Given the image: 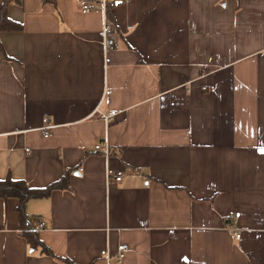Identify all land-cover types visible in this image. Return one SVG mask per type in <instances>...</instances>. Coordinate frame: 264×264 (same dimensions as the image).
I'll use <instances>...</instances> for the list:
<instances>
[{
  "label": "crops",
  "instance_id": "obj_1",
  "mask_svg": "<svg viewBox=\"0 0 264 264\" xmlns=\"http://www.w3.org/2000/svg\"><path fill=\"white\" fill-rule=\"evenodd\" d=\"M107 2L106 52L98 9L8 5L23 28L0 32V180L66 174L26 211L75 264H264V0ZM17 205L0 198V264H63ZM119 243L121 262L100 256Z\"/></svg>",
  "mask_w": 264,
  "mask_h": 264
},
{
  "label": "trees",
  "instance_id": "obj_2",
  "mask_svg": "<svg viewBox=\"0 0 264 264\" xmlns=\"http://www.w3.org/2000/svg\"><path fill=\"white\" fill-rule=\"evenodd\" d=\"M43 2H50L52 0H42ZM20 3L21 0H0V32L3 31H20L22 25L9 18L7 8L10 3ZM0 49L1 44H0ZM66 174L59 180L50 183L43 188L30 187L24 180H14L7 177L0 180V198H16L18 200L17 213H18V226L21 230L22 236L26 239L29 246L33 249L39 250L43 254L50 255L63 264H75L70 259L60 257L52 252L39 238L38 233L34 230L28 220V213L26 211V204L29 200L34 198L47 197L51 191L55 189H64L67 187Z\"/></svg>",
  "mask_w": 264,
  "mask_h": 264
},
{
  "label": "built area",
  "instance_id": "obj_3",
  "mask_svg": "<svg viewBox=\"0 0 264 264\" xmlns=\"http://www.w3.org/2000/svg\"><path fill=\"white\" fill-rule=\"evenodd\" d=\"M115 1V0H114ZM107 0H98L97 2H93L90 0H79L80 9L82 12H88L92 11L94 9L100 10L104 16H103V25L102 28L99 30V37L102 42V49L103 51H108L116 46L117 39L113 34V30L111 28V25L109 24L108 20L106 19V7H107ZM115 114L114 111H110L109 114L106 117V120L111 121L113 119V115ZM46 124L41 127V132L44 137L49 136L51 125L48 122V119H45ZM101 152L104 155H108V146L107 144H102L101 146ZM123 176V173L121 171H113L108 170L107 171V177L109 181H120ZM45 227V223L43 220L38 219L36 223L33 226L34 230H41ZM235 237L239 238L240 234L235 233ZM128 251V245L124 243H119L116 247V254L111 255L106 249L100 251V256H102L106 261L112 260V258L115 259L116 262H121L126 253Z\"/></svg>",
  "mask_w": 264,
  "mask_h": 264
}]
</instances>
